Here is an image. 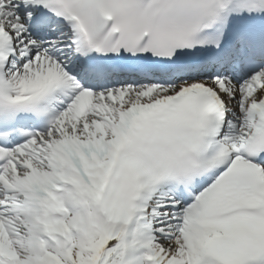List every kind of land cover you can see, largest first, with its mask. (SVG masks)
I'll return each mask as SVG.
<instances>
[{"label":"snow or ice","instance_id":"1","mask_svg":"<svg viewBox=\"0 0 264 264\" xmlns=\"http://www.w3.org/2000/svg\"><path fill=\"white\" fill-rule=\"evenodd\" d=\"M0 264H264V0H0Z\"/></svg>","mask_w":264,"mask_h":264}]
</instances>
